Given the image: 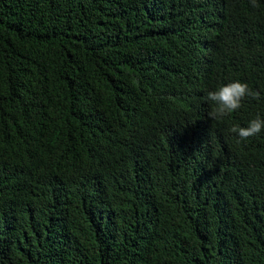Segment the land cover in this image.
I'll list each match as a JSON object with an SVG mask.
<instances>
[{
	"label": "trees",
	"instance_id": "trees-1",
	"mask_svg": "<svg viewBox=\"0 0 264 264\" xmlns=\"http://www.w3.org/2000/svg\"><path fill=\"white\" fill-rule=\"evenodd\" d=\"M256 4L0 0V264H264Z\"/></svg>",
	"mask_w": 264,
	"mask_h": 264
},
{
	"label": "clouds",
	"instance_id": "clouds-1",
	"mask_svg": "<svg viewBox=\"0 0 264 264\" xmlns=\"http://www.w3.org/2000/svg\"><path fill=\"white\" fill-rule=\"evenodd\" d=\"M251 3L253 7H257L256 0H251ZM246 97L258 100L261 98V93L253 90L247 82H242L241 80H234L220 86L216 90L208 91L206 100L214 105L208 116L211 120H223L240 109ZM262 130H264V118L259 114L251 119L246 127L233 125L228 129L230 133L237 134L241 140L256 136Z\"/></svg>",
	"mask_w": 264,
	"mask_h": 264
}]
</instances>
